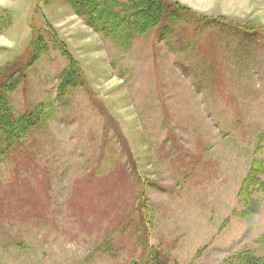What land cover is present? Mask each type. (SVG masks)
<instances>
[{"label":"rangeland","instance_id":"1","mask_svg":"<svg viewBox=\"0 0 264 264\" xmlns=\"http://www.w3.org/2000/svg\"><path fill=\"white\" fill-rule=\"evenodd\" d=\"M101 1L90 24L71 0H0L5 100L41 121L0 133V264L264 258V172L240 196L264 164V0H164L176 20L135 32V0Z\"/></svg>","mask_w":264,"mask_h":264},{"label":"trees","instance_id":"2","mask_svg":"<svg viewBox=\"0 0 264 264\" xmlns=\"http://www.w3.org/2000/svg\"><path fill=\"white\" fill-rule=\"evenodd\" d=\"M73 6L79 7L83 9V11L87 10L90 12V16L87 14L86 18L88 19V23H94L96 24L100 18L107 19L108 17H111L107 12V7L105 6V1L97 0L95 2L101 3L99 5H102L103 8L99 10V12H95V6H93L94 0H71ZM90 6H93V9H90ZM137 8V10H136ZM85 9V10H84ZM131 10V14L126 15V20L129 22L130 20H133V26H129V28L133 27V30L135 32L136 26L139 24L138 29L143 30L142 24L143 19L141 22L137 24L136 17L137 15L142 14L143 11L146 12L147 18H150L149 23H154L153 21L157 22L158 20L154 17L150 16V12L153 11L154 15L158 16L161 21L165 20V23L169 20V22H173L176 20V16H178V13L175 11L173 12L171 10V7L169 4H167L164 0H135L133 4L129 7ZM92 13H95L97 16H93ZM127 14V13H126ZM99 15V16H98ZM109 15V16H107ZM175 15V16H174ZM107 16V17H105ZM105 17V18H104ZM139 20V19H138ZM100 21V20H99ZM90 23V24H91ZM123 24V22H118V26ZM93 26V25H92ZM115 26H112V29ZM115 29V28H114ZM145 29V28H144ZM116 36L119 37V39H123L121 34H116ZM73 62L70 64V68L65 70L63 80L61 83V88L64 90L66 87L70 88H76L82 85V78L80 74L77 72V69H73L72 67ZM5 70V68H0V74ZM19 73V72H18ZM6 85L4 83L0 84V133L4 134L5 136V144L7 145V148H12V143H18L20 139L25 137L28 133H30L33 129H35L37 126H39L41 123L40 116L37 112H31L26 113L22 115L21 117L14 118L13 114L11 113L10 107L5 100V95L7 94ZM263 163H257L252 170L249 173L248 178L244 182L242 189L240 191L241 200L244 202L253 203V201L248 200L247 194L249 190L253 187H256V184H259L258 177L264 172V169L262 170ZM256 183V184H255ZM264 243V239L262 240ZM233 260V259H231ZM238 260V261H237ZM155 264H162L161 260L158 256L154 258ZM229 264H264V258H256L254 256L245 254L239 256L235 261L230 262Z\"/></svg>","mask_w":264,"mask_h":264}]
</instances>
